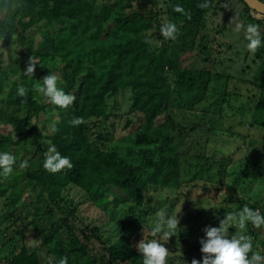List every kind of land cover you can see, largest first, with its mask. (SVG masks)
<instances>
[{
    "label": "trees",
    "instance_id": "obj_1",
    "mask_svg": "<svg viewBox=\"0 0 264 264\" xmlns=\"http://www.w3.org/2000/svg\"><path fill=\"white\" fill-rule=\"evenodd\" d=\"M135 1L140 6L134 10ZM163 1L165 7L158 8V0H0V152L11 153L15 161L13 172L0 177L1 209L5 211L0 216V249L10 245L8 253L0 255V263L41 264V254L24 241L23 234L30 227L54 264L61 259L71 264L70 257L75 255L80 259L76 264H142L124 231L108 246L100 240L101 252L79 242L66 221V187H80L101 208L128 201L141 203L149 185L179 193L185 179L183 157L177 149L183 129L174 108L182 113L205 108L211 90L212 108L202 110L209 116L203 120L192 113L197 119L191 122V130L206 128L208 136L216 138L227 131L219 121L233 117L239 118V124L248 118L264 130V43L255 50L261 60L253 75L238 76L243 84H249H242L246 93L238 84L231 90L229 76L221 83L214 82L223 74L209 65L211 47L202 31L211 0ZM239 1L243 4L241 17L261 26L264 40V15ZM148 3L156 8L140 9ZM169 21L178 29L176 42L170 44L161 33L162 25ZM154 35L162 39L160 46L153 41ZM19 52L29 59L18 57ZM30 59L36 62L32 76L23 71ZM49 63L56 69H47ZM49 71L56 73L60 86L75 97L66 108L53 105L37 91L40 79ZM18 84L24 85L25 97L17 95ZM124 90L131 100L128 113L140 120L128 134L134 145L126 155L107 144L113 139L111 131L102 133L105 143L94 144L86 124L103 118L113 127L111 117L118 114L108 99ZM76 118L81 122L72 124ZM52 145L70 158L72 168L49 172L43 167ZM258 148L251 147L250 162L264 173V145ZM201 154L206 155L202 151L191 158L202 159ZM211 156L205 158L207 169L215 164ZM220 159L224 170V162L231 156ZM189 165L195 167L190 172L192 178L200 176L205 166L198 160ZM249 174L246 170L245 177ZM242 200L235 199L242 207L264 212V204ZM215 210L219 214L226 211ZM219 220L220 215L215 216L211 224ZM197 226L199 223H179L175 235H192ZM250 231L256 237L258 229L250 224ZM64 232L67 237L74 236L67 243L62 240ZM92 235L100 239L96 232ZM130 236H139V232Z\"/></svg>",
    "mask_w": 264,
    "mask_h": 264
},
{
    "label": "rangeland",
    "instance_id": "obj_2",
    "mask_svg": "<svg viewBox=\"0 0 264 264\" xmlns=\"http://www.w3.org/2000/svg\"><path fill=\"white\" fill-rule=\"evenodd\" d=\"M139 6L138 1H135L133 9H138ZM151 7L156 8L148 3L140 9L147 11ZM157 7H165L164 1L158 0ZM242 8L243 4L239 0H211L210 7L205 12V30L203 29L202 32L206 35L211 47L209 53V56L212 57L211 62L209 61L211 69L223 74L219 77V81L214 82L221 83L224 77L229 76L228 81L230 84L228 88L231 90L236 89L234 85L238 84L241 86V90L246 93V89L242 86L244 82L238 80V76L251 77L261 59L257 58L255 51H249L246 47L247 40L244 37V32L250 23L241 17L240 10ZM251 13L255 17L260 18L261 16L254 11H251ZM163 16L166 17L165 14ZM257 29L262 37L263 28L257 26ZM168 39L165 38L166 43L176 42V38L174 42H168ZM153 41L160 46L162 39L154 35ZM193 52L196 53V51ZM20 55L24 59H29L19 52L18 57ZM262 59L264 60V56ZM52 64L49 63L50 68L47 69H56V66ZM247 84L243 85L247 86ZM210 88H213L212 84ZM209 92L210 96L206 100L205 106L207 107L205 108L198 106L195 112L185 113L174 108L180 116L178 121L182 123L181 130L183 129L177 149L183 157V178L185 179L179 193L176 189L149 185L144 191V199L141 203L128 201L101 208L89 200L85 191L80 187L73 184L66 187L63 193L64 203L67 204L66 221L71 226V232H75L74 236H77L79 242L83 241L88 244V247H94L95 250L101 252L100 240L108 246L110 242L117 240L121 232L124 231L131 238L135 248L143 235L146 240L158 239L161 243H164L165 247L168 248L166 264H191L193 259H202L199 239L204 236L206 226H218L219 222L211 224L214 217L220 215V219H223L226 214L235 213L242 208L235 199L241 198L242 201L264 204V173L262 170L255 168L250 162V158H252L250 157L252 154L251 147L257 149V147L261 148L264 145V130L258 125H252L248 122V118L242 124H239V118L236 117L231 118L229 121H219L227 131L219 132L216 138H214L215 136H208L206 128L191 130V122L197 119L193 114L198 115L203 120L209 116V114L204 115L202 113V110L212 108L210 104L214 102V91ZM108 102L112 111L118 114L111 117L114 126L111 127L110 123L103 118L87 120L86 124L90 128L94 144L101 145L105 143L102 133L111 131L113 139L111 138L112 140L107 144L115 146L122 155H126L128 148L134 145L130 143L128 134L134 131L138 125L139 117L136 114L128 113L130 112L131 100L127 90L117 92L108 99ZM230 132L239 133L241 137L232 135ZM244 135L247 139L244 138ZM202 151L206 153V155L201 154L202 159L200 157L191 158L193 154L199 156L197 154ZM210 155H212L211 158H214L215 164L207 166V169L205 158ZM229 155L231 159L224 162L225 167L223 170V166L220 165L222 163L220 158L225 157L227 160ZM197 160L205 166L200 172V176L192 178L190 172L194 171L195 167L189 164ZM246 170H250L247 177H245ZM241 174L244 175V179L236 178L240 177ZM186 193L187 195H185ZM27 197L26 194L23 198ZM229 197H234V200L228 201ZM1 207L2 203L0 202V216L3 212L5 213ZM210 208L213 209V212L209 211ZM215 208H225L226 211L219 214ZM159 211H165L173 216L178 212L179 223L183 225L199 223V226L192 235L184 236V238L177 237L175 234L171 235L167 241L160 234L153 237L150 229ZM55 216L57 215L55 214ZM256 229H258L256 237L251 234L250 224L245 229H236V231H246L253 238V251L261 252L264 251V227ZM137 231L139 236H134ZM229 231L235 232V228L230 227ZM93 232H96L97 237H100V239L94 237ZM17 236L18 242L17 240L16 242L19 243L20 236ZM74 236L68 235L67 237L66 232H64L62 240L64 239V243H67ZM23 237L27 246L35 248L36 252L41 254V264H54L45 248L39 247L41 244L40 239L30 227L26 228ZM9 248L10 245H3V248L0 249V255L7 254ZM70 260L71 264H76L75 260L80 261L77 255L70 257ZM0 264L7 263L2 261Z\"/></svg>",
    "mask_w": 264,
    "mask_h": 264
},
{
    "label": "clouds",
    "instance_id": "obj_3",
    "mask_svg": "<svg viewBox=\"0 0 264 264\" xmlns=\"http://www.w3.org/2000/svg\"><path fill=\"white\" fill-rule=\"evenodd\" d=\"M177 31V26L171 21L161 27V33L166 39H175ZM244 37L247 40V49L252 52L264 43L257 26L253 24L246 27ZM35 63L30 59L23 70L25 75L32 76ZM40 80L42 83L37 91L53 105L66 108L73 103L75 97L66 93L60 86V77L56 73L49 71ZM16 93L21 97L27 95L23 84L17 85ZM80 122L79 118L71 121L72 124ZM14 163L11 153L0 152V177L10 175L13 172ZM43 167L49 172H58L64 168H72V162L69 157L62 156L52 145L45 155ZM177 213L173 216L165 211H159L150 229L152 236L156 237L160 234L167 241L171 235L176 234L179 229ZM249 224L254 228L264 227V212L245 205L235 213L226 214L219 220L218 226H206L204 236L199 239L202 259H193L191 264H264V251H253V238L246 231H236V229H245ZM230 227H234L235 232H230ZM136 248L142 257V264H166L168 248L160 240H146L143 235L136 244ZM59 264H66V261L61 259Z\"/></svg>",
    "mask_w": 264,
    "mask_h": 264
},
{
    "label": "water",
    "instance_id": "obj_4",
    "mask_svg": "<svg viewBox=\"0 0 264 264\" xmlns=\"http://www.w3.org/2000/svg\"><path fill=\"white\" fill-rule=\"evenodd\" d=\"M250 8L264 15L263 0H243Z\"/></svg>",
    "mask_w": 264,
    "mask_h": 264
}]
</instances>
